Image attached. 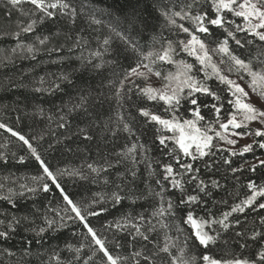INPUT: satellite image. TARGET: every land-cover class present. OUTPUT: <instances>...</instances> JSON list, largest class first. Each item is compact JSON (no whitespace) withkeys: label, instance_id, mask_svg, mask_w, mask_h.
Segmentation results:
<instances>
[{"label":"trees","instance_id":"1","mask_svg":"<svg viewBox=\"0 0 264 264\" xmlns=\"http://www.w3.org/2000/svg\"><path fill=\"white\" fill-rule=\"evenodd\" d=\"M62 2L69 8L49 9L54 15L48 17L27 0L17 6L0 0V124L6 126L0 128V232L7 233L0 236V264H103L106 259L83 223L68 218L75 214L61 191L44 176L28 146L12 132L29 140L64 193L86 209L88 225L105 239L112 255L122 258L121 264H172L173 257L181 255V248L186 258L195 257V264H204L201 257L205 254L222 261L239 258L262 264L259 253L264 250V209L259 204L264 203V196H257L243 212L232 209L252 195L249 184L257 190L264 187V166L259 163L264 160V149L254 143L264 142V137L245 135L248 143L228 148L218 143L214 132L209 133L214 136V147L205 150L208 154L203 157L190 150L197 156L193 160L172 141L161 144L159 137L172 133L150 116H143L141 109L163 119L175 115L182 122L194 119L196 106L182 99L177 108L166 110L163 101H149L143 96L140 89L147 85L141 78L125 79L138 63H148L140 53L160 49L168 41L175 44L188 39L169 23L165 12L207 11L212 16L209 0H199L191 9L187 6L193 0ZM174 18L177 24L193 27L188 20ZM228 18L236 19L230 14ZM32 21V31L20 30ZM210 32L199 34L209 52L226 36L223 28L210 26ZM236 35L242 42L246 36ZM246 39L251 43L244 47L229 39L230 51L251 62L253 70L264 69V41L252 35ZM218 54L221 64L230 66L228 57ZM174 59L193 64L191 74L221 98L217 101L195 94L204 117L198 126L212 122L214 129L220 130L211 106L222 103L219 121L229 119L233 109L228 104L232 98L228 86L215 76L206 79L194 56L179 52ZM153 68L162 75L176 71L174 65L162 62ZM157 78L158 84L151 87L161 88L166 83ZM187 93L185 89L183 95ZM229 130L233 131L231 127ZM254 130L241 127L235 131ZM248 144L253 145L252 151L241 154L239 150ZM169 164L174 171L166 179L165 165ZM185 164H191L192 169L186 170ZM252 165H256L255 170ZM39 177L43 179H35ZM172 179L179 180L180 186L174 187ZM44 183L49 185L47 192L42 190ZM113 193L122 197L119 203L113 201ZM189 196L197 200L188 202ZM92 211L99 214L89 216ZM189 212L198 221L211 222L204 230L216 237L215 243L207 248L199 244L185 223ZM165 244L169 245L168 253L161 251ZM137 252L141 255L136 256Z\"/></svg>","mask_w":264,"mask_h":264},{"label":"snow or ice","instance_id":"2","mask_svg":"<svg viewBox=\"0 0 264 264\" xmlns=\"http://www.w3.org/2000/svg\"><path fill=\"white\" fill-rule=\"evenodd\" d=\"M27 2L31 3L35 6V9L43 12L46 16L52 17L54 13L49 11V9H67L69 5L67 3H63L62 0H55V2H46V0H27ZM199 0H193V4H189L187 7L191 9L195 3H198ZM9 3L12 6H17L22 3V0H9ZM210 8L213 13L212 16L209 15L207 11H198L193 14L191 11H179L173 12L169 15L167 12L164 13L165 17L168 19L169 23L175 25L179 30L183 33H186L188 39L186 40H178L174 44L172 41H168L165 46H162L160 49L150 50L147 53H140L143 57V60L148 61V63H138L136 67L131 68L130 72L126 74L125 79H128L129 76H136L138 78H143L147 80L150 75H155L157 77H161L166 83L161 88H154L151 86H145L140 89V92L147 98L149 101H163L165 105L168 106V109L174 110L177 108L182 99L187 100L191 105L196 106L192 110V115L194 119H184L181 120L175 115L172 116L171 119H163L161 116L156 114H150V112L146 109H141V113L145 117H149L154 122L159 125H162L168 132H171V136H161L159 137L160 143L164 144L166 140L172 141L176 148L183 153L184 156H191L193 160L197 158L196 154H194L190 149L195 147V153H198L200 157L207 155L208 153L205 150H211L214 147L213 139L214 136L209 133H213L215 137L219 138V140L224 141L228 145L237 144V139H232L227 134L229 131V127L233 129L231 132V136L241 137L245 135H254L255 137H264V110L257 108L254 104L250 102V97L247 91L238 84L236 81L230 79L228 76L224 75L221 69L212 62V56L209 53L208 45L205 43L199 34L211 35L210 26H215L217 28H223L226 36L220 41L216 48L212 49L214 52H219L223 55H226L231 61L229 68L227 69L229 72H235L237 74L243 72L250 79L248 80L249 88L252 90L254 94H257L262 100H264V69L260 71L253 70L251 66V62H245V60L239 58L234 55L229 48V39L235 41L236 45L240 47H244L245 43H251L246 39L247 35H252L258 38L260 41H264V0H209ZM27 15L28 13H23ZM228 14L231 17L236 19H229ZM174 17H180L181 20H188L192 23L193 27L190 29L185 27L183 24H177ZM237 19L242 20V23H237ZM95 23L99 24V20H95ZM35 21L29 23L25 27H21L22 32H30L32 31L33 25ZM229 26H231L234 30H230ZM237 33H245L246 36L242 42V39L237 38ZM118 36L122 39H125L127 42V38L123 36L122 33L117 32ZM16 36H19V32L15 33ZM41 43L44 41L41 40ZM109 41L107 39L104 40V44H108ZM177 46L179 47V52L187 53L189 56H194L195 60L201 65L202 71L205 72L206 79H210L212 76H215L221 83H224L228 86V91L231 95V99L228 100V104L232 106L233 111L229 112V119L227 122L219 121V114L221 112V108L223 104L220 106L213 104L211 107L214 109L217 114L216 123L219 124V129L216 130L213 127L212 122L204 126H198L200 121L204 120V117L200 114L199 105L197 99L195 98L196 93L206 94L208 96H212L217 101H220L221 98L213 92L210 87L199 80L196 79L191 73L193 72L194 65L187 63L183 59L176 60L174 57L179 55L177 51ZM135 47V46H133ZM32 51L31 48L28 49ZM95 55H100L96 53ZM157 62L167 63L174 65L176 71L168 72L166 75H162L161 71L154 70L153 65ZM223 62V61H222ZM145 69V71H140V68ZM211 68V73L207 72V69ZM66 78V77H65ZM241 79L244 78L243 75L240 76ZM121 85H123V81H121ZM185 89H188L187 96H184ZM40 89H37L39 91ZM207 106V105H206ZM240 119H237V117ZM254 121H258L262 127L257 128L254 131H249L247 133L237 132L236 129H240L241 127L247 128V126ZM6 127L4 124H0V128ZM125 130L128 129V125H124ZM8 131H12L8 129ZM12 135L18 136V138L23 141L25 145L31 151V154L35 157V159L40 163L43 174L48 179L52 181V183L59 189L63 195V199L66 201L69 206V210L75 214L74 217L69 216V219H78L81 223H83L84 227L87 229L88 234L91 236L92 241L95 245L99 246V252L103 254V257L106 258L103 261V264H121L122 258L120 256H114L109 251L106 246L105 239L99 237L96 231L90 227L87 223L86 216L84 215V211L81 207L75 204L67 194L64 193L63 188L60 183L57 181L56 175L50 171L45 162L41 159V157L37 154L36 149L32 147L29 140H27L24 136L20 135L17 132H12ZM254 143H258V146L261 149H264V142L254 141ZM253 145L248 144L245 145L239 152L242 154L244 152L252 151ZM176 151V149H173ZM236 154L235 152L233 153ZM179 158H177V163H179ZM228 163V161H226ZM260 165L264 166V160H261ZM186 170L190 171L192 169L191 164L182 165ZM92 169V171L96 172L98 169L93 168L92 165L88 166ZM256 165H252V169L255 170ZM174 169L172 165H165V172L168 176H171ZM236 171V169H233ZM63 174V173H61ZM69 175H78V173H69ZM134 175V173H133ZM83 178V177H81ZM35 179H43V177L35 178ZM159 183V181H157ZM215 183V182H214ZM173 186H180L181 182L176 179H172ZM249 187L252 188V195L249 196L242 202V205L235 206L232 211H244V206H251L257 196H264V187L259 188L258 190L252 184H249ZM42 190L47 192L49 191V185L44 183L42 185ZM203 190V189H202ZM29 191H36L34 188H30ZM159 195V193H157ZM122 197L117 193H113V201L115 203H119ZM188 202H194L197 200L195 196H189L187 198ZM184 203V201H181ZM172 205L169 203L168 208L171 209ZM259 208L264 209V203L259 204ZM102 211H106V209H102ZM164 209H160V212H163ZM89 216L98 215L99 213L92 211L87 213ZM225 214L224 218L227 219L229 215ZM51 223V222H49ZM185 223L189 224L193 230V235L195 239L199 242L200 245L207 248L209 244L215 243L216 237L209 234V232L204 230L205 224H209V221H198L194 218L192 212L187 214ZM219 223L223 224V221H219ZM119 227V225H117ZM167 227V225H164ZM224 227L227 228L228 225L224 224ZM44 229H41V232ZM137 233L143 236V239L147 240L148 237L143 233L139 232L137 228ZM7 233L0 232V236H6ZM256 235H259L257 233ZM255 238V236L253 237ZM119 246V245H118ZM79 251V249H77ZM161 251L168 253L169 245L165 244V246L161 249ZM181 255L179 257H173L172 264H195V257L186 258L184 255V249H180ZM136 256L141 255V253H135ZM126 259V258H123ZM148 259V257H145ZM201 259L204 261V264H255L254 261H249L245 259H231V260H220L215 259L210 255H203ZM259 259L264 264V250L259 253Z\"/></svg>","mask_w":264,"mask_h":264},{"label":"rangeland","instance_id":"3","mask_svg":"<svg viewBox=\"0 0 264 264\" xmlns=\"http://www.w3.org/2000/svg\"><path fill=\"white\" fill-rule=\"evenodd\" d=\"M209 53L212 56V62L215 63L216 65H218V67L221 69L222 73L224 75L228 76L230 79L236 81L238 84H240L245 89V91L248 92L249 97H250V102L252 104H254L257 108H259L261 110H264V100H262L257 94H254L252 92V90L249 88L248 80L250 78L246 74H244L243 72H241L239 74H237L235 72H229L227 70L229 68V66L228 65H222L221 64V61L218 60V56H217V55H219L218 52H214V51L211 50ZM139 70L140 71H145V69H143L142 67ZM241 75L244 76L243 79L240 78ZM135 78H138V77H136V76H129V78L126 79V80L127 81H132ZM141 80L143 82H145L147 86H153L155 84H158V78L155 75H150L147 80H145L143 78H141ZM237 119H240V117L238 116ZM247 127H253L254 129H257V128H261L262 125L258 121H254V122H251ZM231 132L232 131L229 130L227 134L229 135L230 138L237 139V141H238L237 144L244 145V144L248 143V141H249V137L248 136H243V138H241V137H234V136H231ZM218 143L220 145L226 146L228 148H232V146H233V145H228L224 141H221V140H219ZM190 150H192V151L195 152V147L193 146V148L190 149Z\"/></svg>","mask_w":264,"mask_h":264}]
</instances>
